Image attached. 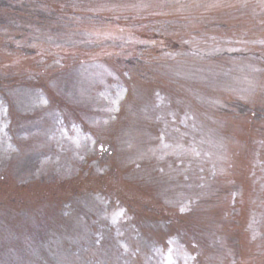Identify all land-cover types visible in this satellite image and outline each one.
<instances>
[{"label":"rangeland","instance_id":"obj_1","mask_svg":"<svg viewBox=\"0 0 264 264\" xmlns=\"http://www.w3.org/2000/svg\"><path fill=\"white\" fill-rule=\"evenodd\" d=\"M0 264H264V0H0Z\"/></svg>","mask_w":264,"mask_h":264}]
</instances>
